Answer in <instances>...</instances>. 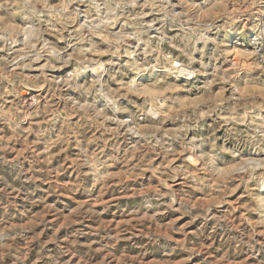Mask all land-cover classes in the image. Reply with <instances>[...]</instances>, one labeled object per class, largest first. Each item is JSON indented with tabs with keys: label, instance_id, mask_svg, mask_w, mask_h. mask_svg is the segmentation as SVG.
<instances>
[{
	"label": "clouds",
	"instance_id": "obj_1",
	"mask_svg": "<svg viewBox=\"0 0 264 264\" xmlns=\"http://www.w3.org/2000/svg\"><path fill=\"white\" fill-rule=\"evenodd\" d=\"M0 264H264V0H0Z\"/></svg>",
	"mask_w": 264,
	"mask_h": 264
}]
</instances>
